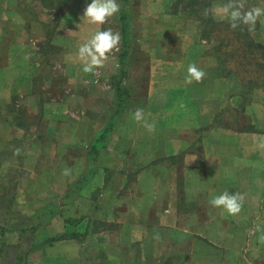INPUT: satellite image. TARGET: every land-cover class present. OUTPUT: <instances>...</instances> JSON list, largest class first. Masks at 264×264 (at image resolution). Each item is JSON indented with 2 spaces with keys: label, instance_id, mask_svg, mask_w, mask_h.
Segmentation results:
<instances>
[{
  "label": "crops",
  "instance_id": "0c3cea01",
  "mask_svg": "<svg viewBox=\"0 0 264 264\" xmlns=\"http://www.w3.org/2000/svg\"><path fill=\"white\" fill-rule=\"evenodd\" d=\"M67 2L73 22L67 21L65 30L58 24L60 41L47 42L66 48L53 60L66 65V101L49 99L27 110L18 108L24 118L31 111L37 114L35 131L23 136L35 142L34 154L39 155L35 166L25 167L30 178L21 179L15 199L22 206L27 199L29 212L91 175L30 241L44 245L35 250L40 254L36 264H264V243L259 240L264 233V149L257 147L264 139V90L254 89L247 101L241 95L237 99L213 42L201 36V21L172 8V0H141L137 8L123 0L127 32L121 24V41L95 70L99 77L84 73L78 47L106 25L89 24L81 17L91 0ZM216 2L212 10H217ZM0 3V16L25 14L12 8L10 0ZM253 35L264 44V16ZM190 63L206 75L186 85ZM34 68L22 65L17 70L9 63L0 75L7 82H26L28 94L36 99ZM80 75L88 77L82 86ZM117 107L122 108L113 119ZM136 108L143 109L139 122L132 118ZM249 109L257 112L250 119L256 128L236 129L232 112L246 115ZM94 110L104 112L98 123L91 120ZM9 120L1 116L0 123L26 131L25 122ZM60 123L70 133L66 139L54 138L59 132L54 126ZM145 123L154 124L155 130L148 132ZM54 143V170L44 162L36 171L46 157V145L54 148ZM76 149L83 154H71ZM50 173L54 181L48 182L45 176ZM224 191L244 195L235 216L209 204ZM25 234L14 230L2 236L18 240L23 249ZM31 249L29 245L19 264H27Z\"/></svg>",
  "mask_w": 264,
  "mask_h": 264
},
{
  "label": "rangeland",
  "instance_id": "374dc122",
  "mask_svg": "<svg viewBox=\"0 0 264 264\" xmlns=\"http://www.w3.org/2000/svg\"><path fill=\"white\" fill-rule=\"evenodd\" d=\"M67 1L68 0H10L11 5L13 6L12 8H20V11H24L25 14L23 16H19L15 12H12V14H9L8 16H0V24L2 23L4 27L3 30H0V70L9 63L17 70L22 67V65H32L35 67L34 70H37L36 75L34 74L35 80L33 81L34 84L32 87V94L35 93L36 99H33V97L28 94L29 85L26 84V82H23L24 84L19 80H11L10 82H7L6 80H3V77L0 75V118L1 116L6 117L7 115L10 118V123L25 122L27 124V128H24L26 131L23 133L20 129L15 130L12 128L10 124L3 125L0 123V193H5L8 199L11 198L12 194L16 195L17 187L20 185V181H22L21 179L24 180L26 178H30V176H28L26 173L25 167H28L29 165L35 166L36 156L39 155L34 154V148L36 147L35 142L30 141L31 139L26 140L23 136L31 133V131H35L34 129L37 124V114L34 111H31L28 114L26 113L24 118L22 112L19 111L18 108H25L27 110L29 106L34 107L39 103L49 101V99H53L54 101H60L62 99L63 103L66 101V97L62 94L68 82V80L64 77L65 75L63 74L66 71V65L58 64L57 62L54 63L53 61L54 57L56 58V56L66 48H62L59 45L51 46L47 42L48 39L51 38H53L54 41L59 42L61 35H57V32L65 30L63 26L64 24L66 25L67 21L73 22L72 14H67L69 11L68 9L70 8ZM140 1L141 0H131L130 4L137 8L140 5ZM226 2L227 0H217L215 3L217 6V11L219 10V7ZM117 3L121 8L123 0H117ZM181 3V0H172V8L181 9ZM250 6H259L263 8L264 0H250ZM121 10L122 9H120V11ZM61 18L62 20H60ZM58 24L61 30H58L55 33L56 29H58ZM105 25L106 29L111 28L114 32H119V28L121 26L119 15L110 17ZM9 51H11V53ZM25 57L28 58L25 59ZM220 63V68L222 67L223 69L226 67L223 69L224 71L229 67H227L222 61ZM98 74L99 73L95 72L93 77H99ZM78 79L79 84L82 86L81 81L88 80V77L82 78L80 75ZM51 80H53V83L50 85ZM231 85L232 87L238 86L235 84L234 79L231 82ZM48 86L49 88H47ZM17 87H19V90L23 92L22 96L20 93H18V91H14L18 90L16 89ZM232 92L237 99L241 100L240 89H236ZM241 112L242 111L240 110H235L234 113L232 112V115H234L235 118L237 117L238 120L236 129L250 128V119H254V115L257 112L251 109L248 110V112H250L249 114L245 113L246 115H242ZM103 113L104 112L102 111L99 115L97 110L92 111L91 120L93 119L98 123V121L103 118ZM63 114L66 116L67 113ZM56 116L57 113L54 111V119ZM69 120L72 124L73 120ZM251 128L255 129L256 127L253 126ZM55 129H58L59 131L57 133V137L54 136L55 139H66L67 134H70L67 130V126H65L64 123H60L58 126L56 124L54 126V130ZM71 129L72 128H69V131ZM61 146H63V144L59 142V148H61ZM55 147V143L54 148L52 146H48V144L46 145L45 149L47 154H43L46 157L44 158V161H38V167L36 168V171L42 167L44 162H47L46 164L48 166V170H54V154H52V151L55 149ZM29 149L31 152H33V154H23V152ZM74 151L75 152H72L71 154H83V151L80 149H76ZM64 154H67L65 148ZM45 177L47 178L48 182L54 181V174L52 173ZM30 184H32V182ZM33 185H36V183L34 182ZM15 198L13 200L12 206L14 208V217H16V219L9 221L12 225L8 226L16 225V230H19L25 234L27 233L26 225L28 224V221L25 220V216L33 213V209H31L29 212H26L25 207L28 208L29 206L28 200L22 199L24 204L22 206ZM1 222L2 214H0V223ZM13 239L14 238L8 237L4 238L2 235H0V242H9V244H11L13 247L12 249H8L4 255H0V262H6L5 264L8 262L11 264H19L20 261H25L23 257L24 252L27 248H29L30 245V248L32 249L29 252L30 256L27 258V264H36L40 254L37 255L35 250L44 248V245H39L36 247V245L33 244V241L30 242L26 240L27 245H24V247L22 246L23 249H21L19 247L18 240L13 241ZM17 243L18 245H15ZM65 248L67 249L66 246L62 247V249Z\"/></svg>",
  "mask_w": 264,
  "mask_h": 264
},
{
  "label": "trees",
  "instance_id": "16d2710c",
  "mask_svg": "<svg viewBox=\"0 0 264 264\" xmlns=\"http://www.w3.org/2000/svg\"><path fill=\"white\" fill-rule=\"evenodd\" d=\"M181 1V9H183L187 15L198 18L201 21L202 38L213 42L214 51H216L220 60L226 64L227 67L229 66L224 71L225 75L235 80V84L238 86H234V88L240 89L243 100L247 101L254 89L262 88L264 90V44L256 40L253 35L259 27V19L255 30L251 33L247 30V27L243 25L233 30L230 28L227 21L216 20L212 16L211 10L215 0ZM245 8H251L250 0H247ZM205 9L210 10L207 16L204 15ZM126 18L124 10H121L119 19L123 26L124 34L127 32ZM124 54L125 51L121 54L122 59ZM124 74V69L122 68V75ZM121 108L122 107H117L113 119H116L119 115ZM92 149V151L96 153L98 146L94 145ZM90 175V173H87L81 177V179L73 182L57 200L48 201L41 208L35 209L33 213L25 216V220L28 221V224L26 225L27 233L25 234L24 240L31 241L36 233L49 223L59 207L73 198L76 192L89 180ZM14 198V194L8 199L5 193H0V214H2L0 235L16 230V225L8 226L12 225L9 221L16 219L12 206ZM15 245H18V243ZM12 248V245L7 244L6 241L0 242V255H4L8 249ZM5 263L6 262H0V264ZM7 264L11 263L8 262Z\"/></svg>",
  "mask_w": 264,
  "mask_h": 264
},
{
  "label": "clouds",
  "instance_id": "9594fccd",
  "mask_svg": "<svg viewBox=\"0 0 264 264\" xmlns=\"http://www.w3.org/2000/svg\"><path fill=\"white\" fill-rule=\"evenodd\" d=\"M247 0H227L226 3L219 7V10H211L214 15H218L221 20L227 21L231 29L236 30L241 25L246 26L251 33L255 30L258 19L264 16V8L254 6L249 9L245 8ZM120 11V5L117 0H91L86 4L81 17L93 25H104L108 19ZM209 9L204 10V15L209 14ZM121 41L120 33L114 32L111 28L104 30H96L91 36L81 43L78 47V59L82 64L84 73L95 74V70L105 65L109 58V54L118 48ZM28 57H25L27 59ZM206 73L198 68L194 63H190L186 69L184 77L185 84L190 85L193 82H201ZM132 118L139 122L143 120V109L136 108L132 113ZM148 132L155 130L154 124L145 123L143 125ZM257 147L264 149V139L259 140ZM68 170H64L67 174ZM244 201V195L239 192L229 193L224 191L220 195L212 196L209 204L212 207L222 208L229 215H237L241 211ZM256 231H261L259 225ZM260 242L264 243V233L259 237Z\"/></svg>",
  "mask_w": 264,
  "mask_h": 264
}]
</instances>
